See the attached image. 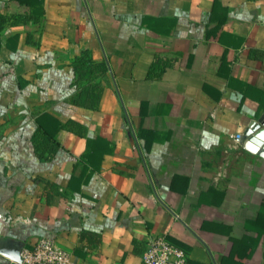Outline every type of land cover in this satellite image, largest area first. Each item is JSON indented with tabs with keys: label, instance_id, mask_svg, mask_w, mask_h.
I'll use <instances>...</instances> for the list:
<instances>
[{
	"label": "crops",
	"instance_id": "obj_1",
	"mask_svg": "<svg viewBox=\"0 0 264 264\" xmlns=\"http://www.w3.org/2000/svg\"><path fill=\"white\" fill-rule=\"evenodd\" d=\"M44 9L37 31L0 23V264L41 238L75 262L134 264L150 235L193 264H264V154L242 143L264 115V0ZM84 55L106 74L78 80ZM156 58L169 66L148 80ZM92 86L95 109L70 103ZM39 118L56 145L32 142Z\"/></svg>",
	"mask_w": 264,
	"mask_h": 264
},
{
	"label": "trees",
	"instance_id": "obj_2",
	"mask_svg": "<svg viewBox=\"0 0 264 264\" xmlns=\"http://www.w3.org/2000/svg\"><path fill=\"white\" fill-rule=\"evenodd\" d=\"M3 8L4 13H0V23L5 19H12L13 23H21L26 32L37 31L40 28L41 18L45 13L44 0H4ZM29 23H31L30 26L28 25ZM168 66L169 63H165L156 58L148 71L147 79H159L161 73L157 70L159 68L166 69ZM73 71L78 80L93 81L97 79L98 76L106 74L107 66L104 62L94 64L91 60L87 59L86 55H84L74 62ZM88 99L90 100V103H87ZM99 99L100 89L97 86H92L80 91L70 103L79 107L95 109L98 105ZM38 123L40 134L36 133L32 138V142L36 144L38 148H40V146L46 147L49 144L56 145L53 135L51 136L48 134L42 118L38 119ZM74 125L76 128L74 130L79 132V134L84 131L83 126L75 122ZM141 139L146 147L151 143V138L146 137V135L144 137L142 136ZM258 220L262 222L264 221V206H262L260 214L258 215Z\"/></svg>",
	"mask_w": 264,
	"mask_h": 264
},
{
	"label": "built area",
	"instance_id": "obj_3",
	"mask_svg": "<svg viewBox=\"0 0 264 264\" xmlns=\"http://www.w3.org/2000/svg\"><path fill=\"white\" fill-rule=\"evenodd\" d=\"M233 138V137H232ZM236 140L240 136L235 137ZM20 264H86L75 262L71 253L50 239L41 238L32 247L22 248ZM134 264H193L186 251L165 236L150 235L145 249Z\"/></svg>",
	"mask_w": 264,
	"mask_h": 264
},
{
	"label": "water",
	"instance_id": "obj_4",
	"mask_svg": "<svg viewBox=\"0 0 264 264\" xmlns=\"http://www.w3.org/2000/svg\"><path fill=\"white\" fill-rule=\"evenodd\" d=\"M243 148L254 154H264V115L257 121H251L243 135ZM20 251L7 252V258L20 264Z\"/></svg>",
	"mask_w": 264,
	"mask_h": 264
}]
</instances>
